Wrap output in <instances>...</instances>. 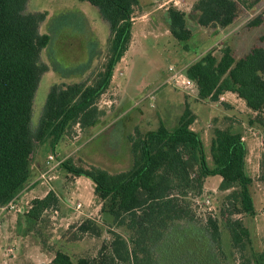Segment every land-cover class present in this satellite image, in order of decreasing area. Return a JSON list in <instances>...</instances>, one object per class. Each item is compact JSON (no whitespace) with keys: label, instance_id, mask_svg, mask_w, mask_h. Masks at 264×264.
Here are the masks:
<instances>
[{"label":"trees","instance_id":"16d2710c","mask_svg":"<svg viewBox=\"0 0 264 264\" xmlns=\"http://www.w3.org/2000/svg\"><path fill=\"white\" fill-rule=\"evenodd\" d=\"M28 1L0 0L1 207L15 201L29 185L39 144L49 142L55 150L76 125L83 133L97 126L104 114L98 103L129 48L135 14L147 4L146 0H81L98 7L110 24L107 63L93 82L80 78L52 84L34 131V99L42 77L50 73L43 51L51 36L42 28L48 13L28 12ZM259 1L195 0L193 11L201 27L225 29ZM167 20L176 39L192 38L185 11L169 6ZM263 22L264 12L251 19L248 26ZM185 74L196 85L200 99L219 102L228 92L244 99L254 112L250 125L264 131V45L255 44L239 58L228 45L219 54L209 51L190 64ZM196 118L186 102L176 129L170 130L160 122L155 129L129 133L131 163L123 170L86 168L76 165L72 158L62 160L60 165L69 174L87 176L94 182L102 215L114 226L124 227L129 238L110 229L111 239L102 245L98 256L75 258L59 249L50 262L41 264H166L168 249L173 264H236L239 251L245 258L241 264H249L252 258L263 264L260 259L264 260V254L256 253L250 229L235 218L237 214L255 213L250 191L254 180L246 173L243 134L231 127L216 128L214 164L209 166L201 135L192 129ZM216 175L222 178L218 189L228 193L219 212H209L202 222L197 218V199L202 197L207 178ZM58 203L57 193L50 190L45 197L32 200L26 216L34 222ZM78 229L96 236L102 233L101 225L91 218L82 221ZM189 240L191 244H187Z\"/></svg>","mask_w":264,"mask_h":264},{"label":"rangeland","instance_id":"374dc122","mask_svg":"<svg viewBox=\"0 0 264 264\" xmlns=\"http://www.w3.org/2000/svg\"><path fill=\"white\" fill-rule=\"evenodd\" d=\"M194 1L180 0L178 4L164 5L161 0H146L144 9L135 14L137 18L132 26L133 47L140 49L141 55L132 56V68L126 59L117 63L112 83L98 103L104 114L97 126L83 133L76 125L60 140L55 150L49 142L37 146L33 157V185L22 192L14 209L0 206V264L48 263L59 249L75 258L96 257L102 245L110 241V229L129 238L124 227L114 226L102 215V204L95 195L94 182L87 176L69 174L57 162L72 158L76 165L86 168L100 166L111 171L128 168L131 163L127 141L129 133L135 135L136 129L141 132L155 129L164 118L167 105L159 101L157 94L172 104L163 120L170 129L178 126L176 114L184 108L186 96L197 116L192 129L201 135L209 166L214 164L212 142L216 128L231 127L244 134L246 173L254 180L250 191L255 213L237 214L235 218L241 219L250 229L256 253L264 254V131L257 125H250L249 119L254 112L235 93H225L219 102L200 99L195 84L186 86L182 82L183 76L179 81H171L174 72L169 70L173 66L185 73L190 64L209 51L219 54L227 45L232 47L238 58L255 44L264 45V40H261L264 38V22L259 26H248L251 19L264 12V0L246 9L232 26L207 30L197 22ZM169 6H176L187 13V26L193 32L190 40L179 41L170 33L167 20ZM26 10L48 13L42 28L51 36L43 51V60L51 66L50 73L42 77L34 99L32 129L35 131L52 84L80 78L93 82L99 70L103 69L110 53V24L98 7L87 1L29 0ZM155 88L158 91L156 99L152 97ZM51 154L55 155V160L49 158ZM42 173H46V179L41 177ZM221 181L218 175L208 177L202 197L197 199L200 216L197 218L202 222L209 212H219L228 193L218 189ZM50 190L57 193L58 205L44 210L33 222L26 216L32 200L44 197ZM78 202L82 203L79 210L76 209ZM88 218L101 225L100 236L79 231L80 223ZM181 246H184L183 241ZM166 252V264H173L169 249ZM243 254L241 251L236 253V264L245 260ZM260 261L264 264V260ZM249 264L258 262L252 258Z\"/></svg>","mask_w":264,"mask_h":264},{"label":"crops","instance_id":"0c3cea01","mask_svg":"<svg viewBox=\"0 0 264 264\" xmlns=\"http://www.w3.org/2000/svg\"><path fill=\"white\" fill-rule=\"evenodd\" d=\"M195 2V1H194ZM197 17H198V14H197ZM137 17H135L134 18V21H135V19H136ZM208 28H206V30H207ZM213 29H218V28H213ZM132 39H133V34H132ZM140 49H138V48H136V47H133V40H131V43H130V45H129V48H128V50L126 51V53L124 54V56L122 57V59H126V62H127V64H128V66L129 67H131L132 68V66L134 65V61L133 62H131L130 61V59L132 58V56H139V55H141V52L139 51ZM112 80H113V78H112ZM112 83V82H111ZM167 83V82H166ZM157 88V87H156ZM154 89L153 90V92H154V95H152V97L154 96V98L156 99V94L158 93V91H157V89ZM157 92V93H156ZM157 96H158V99H159V101L161 102V103H164L163 105H167L166 107V109L164 108V118H163V120L167 117V114H168V110H169V108H171V102L168 100V99H163V98H161L158 94H157ZM224 98V97H223ZM185 106H184V108H181L179 111H178V113L176 114V117H179L178 118V124H179V119H180V117H181V115H182V113L184 112V110H185V108H186V96H185ZM167 102V103H166ZM161 121L162 123H164V121ZM196 121V120H195ZM195 123V122H194ZM165 124V123H164ZM165 126L168 128V129H170L166 124H165ZM177 128V127H176ZM175 128V129H176ZM170 130H174V129H170ZM244 135V134H243ZM37 166V165H36ZM34 167H35V164L33 163V169H34ZM38 168H39V165L37 166ZM31 184L33 185V183H32V181H30V183H29V185L27 186V188H29V187H31ZM25 191V190H24ZM24 191H23V193H24ZM48 193V192H47ZM21 195H22V193L20 194V196L14 201V203L21 197ZM46 196V195H45ZM44 196V197H45ZM43 198V197H42Z\"/></svg>","mask_w":264,"mask_h":264},{"label":"built area","instance_id":"2783aa9c","mask_svg":"<svg viewBox=\"0 0 264 264\" xmlns=\"http://www.w3.org/2000/svg\"><path fill=\"white\" fill-rule=\"evenodd\" d=\"M161 1H163V4H164V5H166V4H172V3H173V4H178V3L180 2V0H161ZM169 70L174 72L173 75L170 77L171 81H172V80L175 81V82H176V81H179L180 76H183L184 78L182 79V82H183L186 86L191 87V86L194 85V82H193L190 78H188V77L186 76V74L183 72V70H181V69L176 70V69H174L173 66H171V67L169 68ZM222 98H223V97H222ZM242 139L244 140L243 137H242ZM49 158L52 159V160H55L56 157H55L54 154H51V155L49 156ZM60 163H61V161H58V162H57V165H59ZM41 177H43V178L46 179V173H42V174H41ZM207 203H209V200H207ZM7 207H8V208H11V209H14V208H15V203H14V201H12V202H10L8 205L4 206L3 209H6ZM81 207H82V203H81V202H78L76 209L79 210V209H81Z\"/></svg>","mask_w":264,"mask_h":264}]
</instances>
